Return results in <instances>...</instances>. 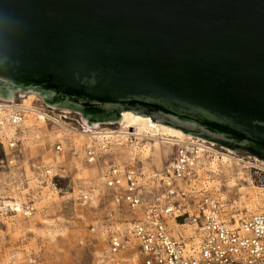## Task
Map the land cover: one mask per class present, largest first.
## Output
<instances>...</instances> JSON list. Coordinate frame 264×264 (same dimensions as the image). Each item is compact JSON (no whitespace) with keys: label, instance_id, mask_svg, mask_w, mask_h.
Listing matches in <instances>:
<instances>
[{"label":"water","instance_id":"1","mask_svg":"<svg viewBox=\"0 0 264 264\" xmlns=\"http://www.w3.org/2000/svg\"><path fill=\"white\" fill-rule=\"evenodd\" d=\"M30 93L264 160V0H0V100Z\"/></svg>","mask_w":264,"mask_h":264},{"label":"built area","instance_id":"2","mask_svg":"<svg viewBox=\"0 0 264 264\" xmlns=\"http://www.w3.org/2000/svg\"><path fill=\"white\" fill-rule=\"evenodd\" d=\"M8 105L12 107L9 121L19 127L25 108L20 103ZM53 108L42 100L38 110L53 116ZM130 132L127 142H136ZM113 141L104 136L98 145H87L85 161L95 162L99 150H107ZM18 143V137L7 139L12 154L20 153ZM55 150L61 151L59 143ZM196 153L192 145H174L171 157L153 175L145 170L140 153L127 161L107 163L103 184L110 190L111 200L102 225L106 245L96 264H129V253L135 249L136 264H264V206L237 217L238 212L208 190L198 197L190 190L192 187L178 184L182 179L188 186L197 178ZM60 170L46 167L45 179L56 185L62 177ZM260 181L264 183V171ZM74 200L79 207H85L91 202V194L82 191ZM137 209L138 215L134 214ZM33 210L26 204L22 213L30 215ZM172 222L178 225V231H174ZM90 231L94 232L93 226Z\"/></svg>","mask_w":264,"mask_h":264},{"label":"rangeland","instance_id":"3","mask_svg":"<svg viewBox=\"0 0 264 264\" xmlns=\"http://www.w3.org/2000/svg\"><path fill=\"white\" fill-rule=\"evenodd\" d=\"M29 96L34 98L32 106L36 108L42 106L43 99L36 93L25 94L24 97L18 98L16 102L0 100V103L7 105L21 103L23 99ZM52 114V117L64 122L67 125L65 128H69V130L82 131V127L93 131H99L103 128L112 130L120 128V119L90 122L79 111L66 107H54ZM61 115H66V117L64 118ZM31 124L26 120L17 128V134L14 137L19 138L20 153L18 155L12 154L8 148L7 139L9 138H0V161L3 160L0 163V264H96L97 259L103 255L106 245L103 232L105 228L102 225L104 223V213L111 200V192L103 184V172L107 164L98 179H91L83 170L74 171V169L67 166V163L70 159L77 157H83L84 159L85 147L89 144L97 145V141L86 137L77 142L69 138L66 140L67 137L64 138L62 134L64 129L52 120L46 121L44 130L35 124L31 126ZM129 131H133V129H129ZM48 134L52 138L59 136L65 141L61 143L56 137L53 139L54 141L48 142L46 138ZM188 135L195 140H206V144H214L212 148L219 153L229 154L241 161L238 164L234 162L231 175L224 173L215 176L210 171H206L208 178L204 179L203 184H207L208 188L199 180L197 183L203 189L199 193L200 196L204 194L203 191L208 190L215 196L220 197L229 209L238 213H246L245 203L240 195L241 189L246 190L248 187L254 189L249 184L250 181L256 186H264V183L260 181V174L264 171V168H262L264 163L261 162H264V160L258 159L257 156L247 151H232L219 143L195 135ZM137 142V140L133 143L127 142V145H134ZM27 143L31 146H40L39 154L41 155L42 152L46 151L44 150L45 146L47 147L50 144L49 147L55 150V145L59 143L61 145L59 153H63L64 149L66 163L57 166L44 159L41 160L42 163L33 159H30L29 162L23 161L21 150ZM42 146H44L43 149ZM114 147L115 143L107 150L111 151ZM139 152L140 150L137 149L134 154ZM8 153L15 156L20 165L19 173L15 174V177L6 174L8 171L6 155ZM99 153L100 151L98 155ZM132 155L121 159L120 162L127 161ZM170 157L171 155L166 160ZM212 158L213 155L208 160ZM250 164L254 168L249 167ZM56 166L61 169L59 173L62 177L57 180L56 185H52L49 180L45 179L43 172L46 167L56 169ZM248 180L250 181L248 182ZM230 181H233L235 185L233 186ZM82 191L91 194V202L85 207H79L74 200ZM16 200L21 201L23 204L19 213L12 210V206L3 203L5 201L15 203ZM26 204H30L34 209L30 215L22 213ZM82 208L88 209V214L84 218L80 215ZM139 213L138 210L136 214ZM250 213L247 212L245 215ZM91 226L94 227V232L90 231ZM130 252L134 253L129 254H136V249ZM127 256L126 259L129 258ZM134 259L136 263V255Z\"/></svg>","mask_w":264,"mask_h":264},{"label":"bare ground","instance_id":"4","mask_svg":"<svg viewBox=\"0 0 264 264\" xmlns=\"http://www.w3.org/2000/svg\"><path fill=\"white\" fill-rule=\"evenodd\" d=\"M33 100L34 98L32 96H29L28 98L23 99L21 101L20 105L24 107L26 111L25 119L22 122H25L27 120V122H31L33 125L35 124L36 126L43 128L44 130L45 129L44 125H46L47 120L55 121L59 126H61L64 129L63 132L61 131L63 137L64 138L67 137L66 140H68V138L72 139L74 142H77L78 140L84 137L89 139L90 138L95 139L97 141V145H98V141L102 140L104 136L110 137L112 140H114L113 143H115V147L111 151L99 150L100 151L99 157L93 163L90 164L87 163L86 161H84L83 157L82 158L77 157L74 159H70L68 161L67 163L68 167L74 169V171L83 170L85 174L91 179H98V177L102 174V170L107 164V161L113 160L115 162H120L121 159L129 157L132 154H134V152L137 149H139L140 150L139 153L142 154L145 170H147L148 173H150V175H153L157 170H160L162 168L165 160L172 154L174 145L176 144L184 145V146L192 145L197 150L196 153L197 164L195 168L197 173V178L192 180L188 186L182 179H179L177 182L181 187H186L188 189L192 187L193 189L190 190L193 192V194H195V196L199 197L200 196L199 193H201L202 187H200L197 181L199 180L203 184L204 179L208 178L206 171H210L215 176L224 173H226L227 175H231V168L234 166V162L238 164L240 161L229 154L219 153L217 150L212 148L214 144H211L209 142L210 144L207 145L206 140L203 139L195 140L193 139V137L189 136L187 133L185 134V132H183L180 129L156 121H152V119L149 116H143L140 114L133 113L131 111H123L121 113V118H119L120 128L115 130L106 129V128L99 131H93V130L76 131L74 129L69 130V128H65L67 127V125L64 122H61L55 117L43 114L38 110V108L32 106ZM11 110L12 107L10 105L0 103V138L14 137L15 134H17V128L20 127V126L17 127L10 123L9 117L11 115ZM129 129H133L132 134L135 136V139L138 141L136 144L134 143V145L132 144L130 146L127 145L128 136L131 134ZM46 138L48 142L54 141L53 140L54 138H56L61 143L65 141L64 139H61V137L59 136H55L54 138H52L50 134H48ZM115 141L117 142L119 141V143H116ZM27 144H25L24 145L25 147L23 148V150H21L23 161L29 162L30 159L31 160L33 159L34 161L39 160V162L42 163L41 160L44 159L46 161L48 160L50 163L57 166L66 163L64 149H63V153H59L57 151L55 152V150H53L52 147H49L50 144L47 147L44 145L45 146L44 150H46L47 152L45 151L44 152L45 154L42 152L41 155L39 154L40 146L37 145L31 146ZM137 145H139L140 147H138ZM44 146H42V149ZM134 155H132V157ZM212 155L213 158L208 160V158ZM6 158H7V169H8L6 174L15 177L14 175L19 173V169H20L19 162H17V158H15V156H12L10 153L6 155ZM249 167H253V165L250 164ZM256 167L259 168L260 166H256ZM249 181L250 180H248V182ZM230 183L233 186L235 185L233 181H230ZM249 184H251L254 187V189L252 188L249 189L248 187V189L246 190L241 189L242 192H240L241 199L245 203L244 207L246 208V213H236L237 217L243 216L247 214V212L252 213L256 209L258 210L259 207L264 206V186H256L252 184V181H250ZM204 186L207 187V184H205ZM216 189L218 190V187ZM205 192L206 190L203 193L205 194ZM3 203L7 206L9 205L12 206V210H14L15 212L19 213L22 210L23 204L21 201L16 200L15 203L10 201H5ZM138 210L139 209L135 210L134 214H136ZM129 213H127V216L130 215ZM86 214H88V209L82 208L80 214L81 217L84 218ZM173 223L174 222H172V227L174 231H178L179 230L178 225ZM186 230L189 231L190 227H188ZM130 255H132V257L128 260L130 261L128 263L136 264L134 259L136 254H130Z\"/></svg>","mask_w":264,"mask_h":264},{"label":"flooded vegetation","instance_id":"5","mask_svg":"<svg viewBox=\"0 0 264 264\" xmlns=\"http://www.w3.org/2000/svg\"><path fill=\"white\" fill-rule=\"evenodd\" d=\"M85 117H87V119H89V120H90V118H91L89 115H85Z\"/></svg>","mask_w":264,"mask_h":264},{"label":"crops","instance_id":"6","mask_svg":"<svg viewBox=\"0 0 264 264\" xmlns=\"http://www.w3.org/2000/svg\"><path fill=\"white\" fill-rule=\"evenodd\" d=\"M125 257H126V255H125Z\"/></svg>","mask_w":264,"mask_h":264}]
</instances>
